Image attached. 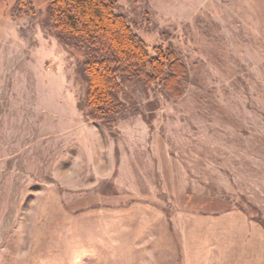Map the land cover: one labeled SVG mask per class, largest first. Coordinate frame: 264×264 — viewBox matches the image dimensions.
Returning <instances> with one entry per match:
<instances>
[{
	"label": "rangeland",
	"instance_id": "1",
	"mask_svg": "<svg viewBox=\"0 0 264 264\" xmlns=\"http://www.w3.org/2000/svg\"><path fill=\"white\" fill-rule=\"evenodd\" d=\"M17 2L0 0V264H264V0H117L189 76L179 100L126 84L110 131L78 109L48 0Z\"/></svg>",
	"mask_w": 264,
	"mask_h": 264
},
{
	"label": "trees",
	"instance_id": "2",
	"mask_svg": "<svg viewBox=\"0 0 264 264\" xmlns=\"http://www.w3.org/2000/svg\"><path fill=\"white\" fill-rule=\"evenodd\" d=\"M30 1L18 0L17 17ZM46 13L49 32L76 62L83 88L78 109L88 122L112 130L130 110L123 97L128 83L160 89L173 100L184 96L186 64L171 46L150 48L117 11V0H48Z\"/></svg>",
	"mask_w": 264,
	"mask_h": 264
}]
</instances>
